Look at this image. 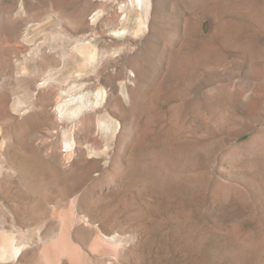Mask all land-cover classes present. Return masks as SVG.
<instances>
[{
    "label": "rangeland",
    "instance_id": "1",
    "mask_svg": "<svg viewBox=\"0 0 264 264\" xmlns=\"http://www.w3.org/2000/svg\"><path fill=\"white\" fill-rule=\"evenodd\" d=\"M12 241L0 264H264V0H0Z\"/></svg>",
    "mask_w": 264,
    "mask_h": 264
},
{
    "label": "bare ground",
    "instance_id": "2",
    "mask_svg": "<svg viewBox=\"0 0 264 264\" xmlns=\"http://www.w3.org/2000/svg\"><path fill=\"white\" fill-rule=\"evenodd\" d=\"M15 244H14V241H12L11 244L8 246H4L0 244V261H6L10 257H13L16 259L21 255L22 253L21 246H17Z\"/></svg>",
    "mask_w": 264,
    "mask_h": 264
}]
</instances>
